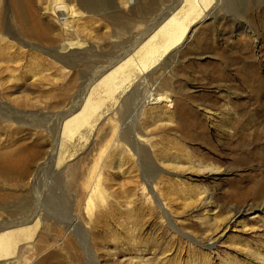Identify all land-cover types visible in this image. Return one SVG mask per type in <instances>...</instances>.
<instances>
[{"label": "rangeland", "instance_id": "rangeland-1", "mask_svg": "<svg viewBox=\"0 0 264 264\" xmlns=\"http://www.w3.org/2000/svg\"><path fill=\"white\" fill-rule=\"evenodd\" d=\"M111 1L118 9V22L98 16L94 20L97 22L88 23L86 30L79 32L82 41L98 45L99 52L105 56L109 55L106 49L114 33L124 47L146 27L140 25L141 11L133 9L134 0H127V6L120 0ZM178 1L177 9L196 2ZM47 2L0 0V39H14L13 51L18 53L15 55L12 51L9 64H5L9 67L6 78L9 76L11 80L9 86H17V91L27 93L33 102L28 106L11 101L8 104L45 119L52 112L50 106L70 107L80 86L93 80L90 74L81 76L83 66L73 63L65 68L43 54L53 50L61 39L58 27L48 29L52 8L48 14ZM154 2L158 8L170 4V1ZM214 6L215 3L211 4L208 10L212 13L211 19L172 52L179 50L180 53L171 73L164 78L170 89L163 90L148 107H142L136 130L144 137L140 143L143 157L133 151L129 153L127 146L117 140L115 153L126 159L127 164L119 176L109 168L103 171V178L107 179L103 183L104 215L80 214L82 225L93 239L90 246L101 264H136L147 259L152 263L157 259L160 264H264L252 255L256 252L264 259V87L258 95L248 88L252 85L251 78L264 81V0H242L238 1V6L227 0L216 4L212 11ZM74 28L78 30L75 24ZM156 37L135 42L141 46V54L147 56L149 51L153 57L158 43ZM118 53L114 52L113 56ZM142 58L136 61L130 56L122 58L130 66L123 68V78H128L129 74L137 78L134 82L130 83V79L125 82L129 83L126 87L130 88L132 100L123 118L126 123L132 109L143 103L147 89L145 79L155 67ZM100 60L103 62L102 58ZM104 61L99 68L100 75L108 72ZM4 74L0 75L2 80ZM5 85L0 86V91L10 96L8 84ZM221 92L228 93L227 105L236 108L237 128L233 136L221 134L209 118L206 106L203 107L210 102L223 108V101L219 99ZM0 100L7 101L2 97ZM211 111L216 113L218 109ZM106 123L103 121L99 126L94 141L111 128L112 124ZM85 135L86 128L80 125L72 134L58 136L56 141L61 144V150L66 151L75 143L84 142ZM50 143L48 133L42 128L0 121V198H6L7 203L15 207L30 200L34 192L32 180L40 174L37 172L47 159ZM95 155H89L81 164L87 167ZM172 161L185 169L172 170L162 164ZM75 162H69L67 169L58 172L67 203L73 180L68 177L67 182L63 178L69 175ZM208 165L220 170L217 173L208 169L196 171ZM44 179L48 180L45 173L41 175V181ZM111 179L118 185L119 194L112 191ZM148 182L154 189L152 193ZM207 190L209 203H205L204 195L198 196ZM163 208L174 229L163 215ZM16 212L17 209L10 218L6 216L7 220L16 218ZM237 212L242 215L240 219L226 228L225 218ZM255 215L259 217L253 218ZM214 221L218 222L215 223L218 229L214 228ZM54 235L55 226L50 225L36 234L35 250L22 243L16 257L14 254L15 264H88L73 238L56 242ZM207 246L212 249L207 250ZM129 259L135 263H130Z\"/></svg>", "mask_w": 264, "mask_h": 264}, {"label": "bare ground", "instance_id": "bare-ground-1", "mask_svg": "<svg viewBox=\"0 0 264 264\" xmlns=\"http://www.w3.org/2000/svg\"><path fill=\"white\" fill-rule=\"evenodd\" d=\"M120 1L127 6V0ZM134 1L136 6L133 9L141 11L140 25H146V27L143 31L136 34L135 37L132 36L130 39L131 42L124 47L122 42L118 40L119 36L114 33L113 36H111L109 46L107 49L104 48V50L106 49V53L109 54L108 57L105 56L106 54L99 52L98 45H88L82 41L79 37V32H84L85 26L96 20L95 18L98 16L118 22L119 19L117 15L119 12L114 2L111 0H48V6L46 8L47 13L50 14V9L52 8L51 16L53 17L48 16L49 18L51 17V28L48 29L52 30L54 27H58L61 39L53 50L44 52L43 54L61 63L65 68L73 65V63L79 64L84 68V72L81 76L90 74L93 78L92 81L86 82L85 85L84 82L82 86H80L81 88L78 93L72 99L73 102H71V104L68 103L70 107L68 106L67 108L63 104V106H50L52 112L48 119L39 116L36 117L35 114H26L8 104V102L11 101V103H17L19 105L22 103L28 106L27 104L32 102V99L29 98L30 96L28 97L26 95L27 93L24 94L21 89V92L17 91V86H9L11 80H9V76L6 78L9 67L5 64L9 62L12 56L11 53L15 49L14 42L16 41L11 37L8 39H0V75L3 76L5 73V78L3 80L1 79L3 77L0 78V86L3 87L5 84H8L7 88L10 93V96H4V90L0 91V98L7 99V101L0 100V121L4 123L13 122L19 126H30L33 129L42 128L48 133L51 142L46 153L47 159L39 168L41 171L37 172V174H40L32 180V189L34 192L32 191L33 194L31 198L29 197L30 200H24V204L15 207L8 204L9 202L7 203L6 198H0V264H15L14 258L18 253L19 246L25 243L28 245L29 249H34V238L36 234L42 229L47 230L50 225L55 226L56 235L54 236L56 242H63L69 238H73L74 241L80 245L88 264H101L96 260L95 251L90 246L93 239L82 225L80 214H84L88 217L92 215L102 217L104 215L106 203L105 199H102L104 195L103 183L106 182L107 179L103 178V171L109 168L119 176L120 173L123 174L125 171L123 168L125 164H127L126 159H123L122 156L115 153L116 141L118 140L124 143L129 153L133 151L135 154L139 155V157H143L140 152V143L143 141L142 138L144 137L136 130V123L143 105L148 107L157 95L163 94V90L170 89V86L164 78L171 73L170 70L176 63V57L180 53L179 50H176L173 54L172 52L178 49L177 47L182 45L191 34H195L200 30L206 20L211 19L209 17H211L212 13L210 14V11L208 12L211 4L215 3L214 8H211L213 11L216 8V4L218 6L220 2L222 3L227 0H196L193 5H186L184 9L181 7L177 9L180 5L178 0H159L164 2V4L166 1H170V4L165 5L163 8L155 7L154 0ZM238 1L242 2V0H232L237 6ZM192 14L194 16H192ZM187 18H189L188 21H186ZM74 24L77 25L78 30L74 28ZM172 28V32L168 33ZM153 37H156L158 43L155 49H153L155 52L151 58L152 54L149 51L147 56L146 54H141L142 48L141 46H137L135 42H141L144 38H146L147 41ZM121 48L122 51H119ZM18 51L21 50L18 49ZM117 51L119 53L114 57L113 53ZM16 53L17 52H15V55ZM128 56H130L133 61L143 57L142 59L144 61L146 60L149 61V63H153L155 67L153 72H150L151 74L145 79L147 89L143 103L139 106L137 104L138 107L132 109L131 115L127 119L128 122L126 123L123 118L132 100L129 94L130 88L126 87L129 83L125 84V82L127 79L131 80L130 83L137 80L134 75L130 74L128 78H123L125 76L122 74V71L125 70L123 68H130V66L127 65V62L122 61V58ZM101 58L103 62L106 60L104 69L108 71L107 73L104 72L102 75L99 73L100 65L103 64L100 60ZM133 61L130 63L134 64ZM247 81L246 79V84ZM249 83L252 85H248V88H250L255 95H258V91L260 93V89L264 87V81L256 77L251 78ZM112 92L113 95L111 94ZM97 93H99V95ZM219 99L222 100L224 104V107L221 109L210 102L206 105H202L203 107L206 106L207 114L211 115L209 118L219 129V132L228 136L232 134L233 136L235 128H237L234 118L236 115V108L235 106L231 108L227 105L228 93H219ZM34 102L36 103V100ZM209 108L218 109V112L212 113ZM103 121L112 124V126L105 134L98 136L99 140L94 141L95 133L99 126L103 124ZM80 125L86 128L84 142L79 145L75 143V145H72L66 151L61 150V144L56 141L57 137L72 134ZM98 150L99 152H97ZM95 151L96 155L93 154ZM89 155H95V158L93 157L90 159L87 163V167H85L81 162ZM101 156L103 158H101ZM175 159L177 160V158ZM74 160H76V162L72 165L69 175L63 178V181L67 182L69 178L73 180L71 191L68 193L70 196L69 203H67L63 196L62 179H60V173L58 174V172L67 169V164ZM162 164L164 167L172 170L185 169L175 161ZM209 165L206 168L200 166L196 171L203 172L208 169V171L217 173L220 170ZM43 173L48 177V180L44 179L41 181V175ZM113 180L111 179L112 191L114 194H119L118 185ZM42 182H45V184L43 185ZM120 183L121 182H119V184ZM151 185V182L147 183L152 193L154 189ZM75 192H77V195L74 194ZM124 192L123 194H125ZM48 194L49 199H47ZM208 194L209 191L207 190L206 192L198 193V196L204 195L205 203H209ZM15 209H17V217L7 220V217L10 218L14 215ZM162 210L163 215L168 220L169 226L171 229H174L169 214H167L164 208ZM240 216L242 215H239V212L234 215H228L225 218L227 224V226L225 225L226 228L228 224L234 223ZM258 217L257 215L253 216V218ZM212 223L214 228L218 229V226H216L218 222L216 223V221H214ZM21 229L24 231H21ZM200 246L202 247V245ZM207 248V250H210L212 246H207ZM252 255L257 262L264 263V259L261 258L260 254L252 252ZM128 261L130 263H135V261L131 262L130 259ZM143 261L145 262L136 264H150L151 262L148 259ZM152 264L160 263L155 259Z\"/></svg>", "mask_w": 264, "mask_h": 264}]
</instances>
